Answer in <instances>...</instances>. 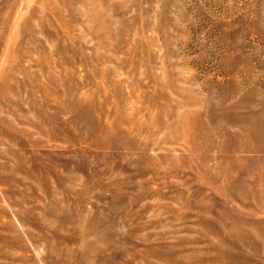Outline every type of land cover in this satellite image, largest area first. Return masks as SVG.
<instances>
[{
	"label": "rangeland",
	"instance_id": "374dc122",
	"mask_svg": "<svg viewBox=\"0 0 264 264\" xmlns=\"http://www.w3.org/2000/svg\"><path fill=\"white\" fill-rule=\"evenodd\" d=\"M0 264H264V0H0Z\"/></svg>",
	"mask_w": 264,
	"mask_h": 264
}]
</instances>
